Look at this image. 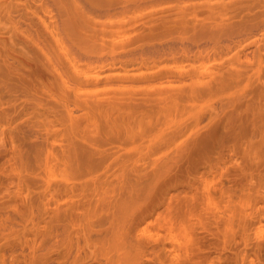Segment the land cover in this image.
Here are the masks:
<instances>
[{"label": "rangeland", "instance_id": "rangeland-1", "mask_svg": "<svg viewBox=\"0 0 264 264\" xmlns=\"http://www.w3.org/2000/svg\"><path fill=\"white\" fill-rule=\"evenodd\" d=\"M0 264H264V0H0Z\"/></svg>", "mask_w": 264, "mask_h": 264}]
</instances>
